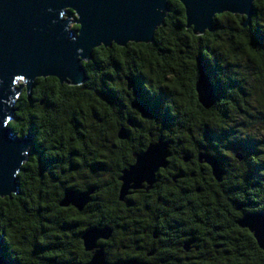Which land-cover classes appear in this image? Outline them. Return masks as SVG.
Masks as SVG:
<instances>
[{
    "label": "trees",
    "instance_id": "16d2710c",
    "mask_svg": "<svg viewBox=\"0 0 264 264\" xmlns=\"http://www.w3.org/2000/svg\"><path fill=\"white\" fill-rule=\"evenodd\" d=\"M253 3L249 24L243 25L246 17L242 14L223 12L214 17L212 30L196 35L185 26L180 1L169 0V11L155 29L152 42L96 47L91 58L82 62L87 76L84 83L70 85L52 76L39 77L30 100L26 92L18 96L14 118L8 126L19 136L29 132L34 135L40 125L38 108L46 110L45 125H53L61 132L68 125L73 138L68 188L94 191L82 211L59 205L67 186L50 196L36 195L33 140L28 159L17 173L19 193L0 197V235L4 236V254L9 259L16 264L87 261L89 253L83 249L81 231L133 221L118 211L125 205L119 200L118 176L134 161L133 152L155 137L169 141L173 166L179 162L185 165L178 180L180 187L171 183L176 188L167 186L160 192L162 197L154 196L159 201L154 202L160 215L182 218L186 224L194 220L195 189H205V166L198 162L199 152L214 154L230 167L228 174L237 175L235 179L224 175L228 183L232 181L231 188L240 189L232 195L234 199L243 200L247 192L264 190V0ZM197 59L205 66L217 92L208 109L196 95ZM128 78L134 81L139 101L152 111L150 117L143 118L132 108L135 99L128 89ZM40 99H45V108L38 107ZM121 127L127 131L124 139L118 137ZM81 151L91 159L84 158ZM198 168L203 173L196 176ZM173 170L172 173L181 172ZM187 181L192 182L191 194L181 187ZM227 185L230 184H226V190L230 189ZM173 191L178 194L174 202L166 203L168 211L162 204L164 196ZM134 194L130 197L134 198ZM136 195L140 197L137 204L147 206L145 192ZM175 206L181 208L176 210ZM236 218L231 219L232 229L238 237H246L247 232L236 224ZM138 231L143 232L140 228ZM68 235L71 238L67 247ZM246 245L250 250L248 241ZM236 264H264V257L249 256Z\"/></svg>",
    "mask_w": 264,
    "mask_h": 264
},
{
    "label": "water",
    "instance_id": "95a60500",
    "mask_svg": "<svg viewBox=\"0 0 264 264\" xmlns=\"http://www.w3.org/2000/svg\"><path fill=\"white\" fill-rule=\"evenodd\" d=\"M178 1L184 7L185 26L196 35L212 30L217 14H242L246 17L245 26L254 13V0ZM168 11L169 0H0V197L19 193L17 173L33 145L30 132L19 136L8 126L22 90L29 97L39 77L52 76L70 85L84 83L87 76L82 62L91 58L94 48L113 43L125 46L128 42H152L155 29L163 23ZM197 64L198 100L208 109L214 104L215 90L199 59ZM127 81L128 88H134V81L131 78ZM132 107L144 118L151 116L150 109L140 102H133ZM118 137H127L124 127L119 129ZM169 155V142L162 138L135 153V162L123 169L119 177L120 199L129 189L141 188L143 183L152 185L155 173L166 166ZM204 158L220 180L222 171L217 160ZM91 192L67 189L59 205L81 211L90 201ZM238 225L248 228L264 250V212L247 214ZM109 234V228H89L81 235L85 250L92 252L86 264H108L97 240ZM3 245L1 234L0 264H16L4 254Z\"/></svg>",
    "mask_w": 264,
    "mask_h": 264
},
{
    "label": "flooded vegetation",
    "instance_id": "af4514ba",
    "mask_svg": "<svg viewBox=\"0 0 264 264\" xmlns=\"http://www.w3.org/2000/svg\"><path fill=\"white\" fill-rule=\"evenodd\" d=\"M206 73L211 83L210 75L207 71ZM212 86L216 96V88L213 84ZM128 89L132 90V96L135 99L131 102V106L133 102L142 103L139 101L140 94L138 90L136 88ZM187 89L188 88H186V90ZM22 92H25V90L23 89ZM135 92H138V95H135ZM196 95L198 98L197 90ZM30 98L29 96L28 99L30 100ZM65 98L67 97L65 96ZM32 101L34 100H31V103ZM38 107L45 108V99H40L38 101ZM132 108L137 110L134 107ZM43 111L46 110L37 109L40 125L37 132L34 135L32 134L33 140L35 141L34 154L36 155L37 162L35 174L36 195H39V197L50 196L54 194L56 190L66 186V188H68V163L71 162L73 157V138L69 134L71 131H69L68 125L61 128V130H63L62 132L56 130L53 125H45ZM81 123L82 122H77V125L82 126ZM69 136L70 139H68ZM159 138L165 140L163 137H155L141 150L133 152V156L137 152L144 151L150 144L155 143ZM47 143L50 144L49 147L46 146ZM169 151L170 155L167 157L166 166L160 167L157 170L155 173V181L152 185L143 183L141 188L129 189L123 199H120L119 196V200L124 202L125 205L124 207H119L118 211L120 213H125L124 215L126 217L133 218V221L126 220L123 221V224H118L115 227L110 225L87 227L80 232V238L89 228H109V236L97 240V245L103 247L105 260L108 264H236L242 262V260L249 259V256L255 258L258 256L264 257V250L258 246L253 233L248 228L243 227L245 229L243 232H247L248 235V237L246 235V238L238 237L231 227V219L234 216H237L236 224L238 225V221L245 215L264 212V190L247 192L243 194V200L234 199L232 195L239 193L240 189L236 190L237 187L235 189L231 188L232 181L228 183L229 180L224 178V175L228 174L227 172L230 170V167H228V165L224 166L222 161L214 154L211 155L205 152L198 153V162L204 164L205 170L203 173V169H196V176L202 171V181L205 182V189H195L194 199H192V202L196 203L194 220L186 224L182 218L177 220L166 216V213L163 215L159 214L160 211L156 213L158 209L154 201L159 202L157 199L162 197L160 192L167 186H169V188L175 187L174 184L180 187L181 182L179 185L178 180L183 176L182 172L185 171V165L183 163H176L175 166L171 163L170 156L172 155V151L170 150V144ZM80 153L83 154L82 151ZM83 156L84 158L91 159V157H88V154H83ZM204 156H210L217 160L218 167L222 171L220 180L214 175L212 166L206 162ZM188 160L189 157L184 159L186 162ZM134 162L135 157L134 161L127 167ZM206 168H209V171L206 170ZM173 169L181 172L172 173L174 171ZM231 169L233 168L231 167ZM121 171L118 176V181L120 182L119 192L122 184L119 179ZM64 176L65 179L63 178ZM228 176L232 177L231 174H228ZM232 178H237V175ZM226 184H230V186L227 185L230 189H224ZM183 185L184 186L181 187L186 189L185 192L191 194L190 188L192 187V182L187 181L186 184ZM68 190L80 191L74 188H68ZM87 190H92L91 193L94 191L93 189ZM140 191L145 192L146 196L144 199L148 200V204L145 207H140L137 204L140 201V197L136 194ZM133 193L136 194H134V198H131L130 196L133 195ZM177 194L178 192L173 191L170 194H166L167 197L164 196L165 199L162 206L166 207L168 211L170 207L166 205V203H171V201L174 202ZM250 194L257 197V199L249 196ZM154 196H158L156 200H154ZM68 207L75 208L73 206ZM179 208L181 207L177 206L175 209L179 210ZM175 215L176 214H173V216ZM138 228L143 230L141 234ZM118 231L119 233L117 234ZM69 237L68 235V239L66 240L67 247L70 243ZM81 241L84 251L89 253L87 261L82 263L86 264L90 260L92 252L85 250L82 238ZM247 241L251 245L250 250L245 247Z\"/></svg>",
    "mask_w": 264,
    "mask_h": 264
},
{
    "label": "rangeland",
    "instance_id": "374dc122",
    "mask_svg": "<svg viewBox=\"0 0 264 264\" xmlns=\"http://www.w3.org/2000/svg\"><path fill=\"white\" fill-rule=\"evenodd\" d=\"M204 66V65H203ZM205 67V66H204ZM198 70H199V67H198ZM20 83H21V81H19ZM222 176V175H221ZM204 192H206V191H204Z\"/></svg>",
    "mask_w": 264,
    "mask_h": 264
},
{
    "label": "bare ground",
    "instance_id": "6f19581e",
    "mask_svg": "<svg viewBox=\"0 0 264 264\" xmlns=\"http://www.w3.org/2000/svg\"><path fill=\"white\" fill-rule=\"evenodd\" d=\"M135 88V87H134ZM3 252H4V247H3Z\"/></svg>",
    "mask_w": 264,
    "mask_h": 264
},
{
    "label": "snow or ice",
    "instance_id": "6c2138e0",
    "mask_svg": "<svg viewBox=\"0 0 264 264\" xmlns=\"http://www.w3.org/2000/svg\"><path fill=\"white\" fill-rule=\"evenodd\" d=\"M21 79H22V77H21Z\"/></svg>",
    "mask_w": 264,
    "mask_h": 264
}]
</instances>
